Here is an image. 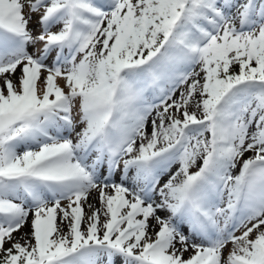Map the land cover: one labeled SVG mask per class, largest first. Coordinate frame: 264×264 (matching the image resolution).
Returning <instances> with one entry per match:
<instances>
[{
  "label": "snow or ice",
  "instance_id": "snow-or-ice-1",
  "mask_svg": "<svg viewBox=\"0 0 264 264\" xmlns=\"http://www.w3.org/2000/svg\"><path fill=\"white\" fill-rule=\"evenodd\" d=\"M0 264H264V0H0Z\"/></svg>",
  "mask_w": 264,
  "mask_h": 264
},
{
  "label": "bare ground",
  "instance_id": "bare-ground-1",
  "mask_svg": "<svg viewBox=\"0 0 264 264\" xmlns=\"http://www.w3.org/2000/svg\"><path fill=\"white\" fill-rule=\"evenodd\" d=\"M250 155V154H249Z\"/></svg>",
  "mask_w": 264,
  "mask_h": 264
}]
</instances>
